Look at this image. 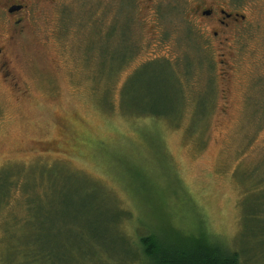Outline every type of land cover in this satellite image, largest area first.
Wrapping results in <instances>:
<instances>
[{
	"label": "rangeland",
	"instance_id": "374dc122",
	"mask_svg": "<svg viewBox=\"0 0 264 264\" xmlns=\"http://www.w3.org/2000/svg\"><path fill=\"white\" fill-rule=\"evenodd\" d=\"M131 1L34 7L0 56V170L39 164L40 179L46 167L87 176L88 212L66 215L57 235L46 230L69 253L64 264H139L122 259L117 241L135 238L136 216L152 223L149 211L185 232L202 217L206 231L243 251L241 264H264V199L248 197L256 215L244 220L250 192L236 177L255 166L264 174V0H246L247 20L221 49L186 1ZM78 126L95 139L81 152ZM21 199L17 189L11 204L23 214ZM119 207L133 214L122 227ZM6 214L0 264L13 256ZM96 239L107 248L92 255Z\"/></svg>",
	"mask_w": 264,
	"mask_h": 264
},
{
	"label": "trees",
	"instance_id": "16d2710c",
	"mask_svg": "<svg viewBox=\"0 0 264 264\" xmlns=\"http://www.w3.org/2000/svg\"><path fill=\"white\" fill-rule=\"evenodd\" d=\"M212 92L211 89L210 95ZM148 111L157 116L170 115L165 109ZM78 127L79 132L74 133L76 137L73 145L76 151L81 152L87 150L86 146L95 139L89 141L84 129ZM38 165L27 167L28 169L20 166L18 173H25L21 177L11 166L9 169L7 167V170H0V213L1 211L7 213L2 217V227L6 235L5 241L8 240L13 255L10 264H64L69 253L63 249L61 243L54 244V241L50 239L51 231L46 230L57 228L54 232L57 235V231L65 225L63 219L66 215L87 213L91 206L87 197L92 186L87 182V176L83 172L67 170L66 166L62 165L63 168H53L55 173L52 167H46L50 168V172L45 178L40 179L37 168H34ZM256 171L255 166L253 170L246 169L236 175L241 186L249 187L245 189V192H250L241 201L244 220L247 216L256 215L246 203L248 197L255 194L258 200L264 199V174L260 175ZM248 176H253V180L246 185L245 179ZM17 189L22 193L23 214L13 209L11 204L13 192ZM260 194L261 197H259ZM149 213L153 215L150 217L153 219L152 223L136 216L138 225L134 232L135 238L131 242L127 238L119 237L117 248L122 252L123 260H135L139 264L242 263L241 252L243 251L231 249L218 237L219 235L206 231L202 217L196 216L198 220L196 227H193L191 232H185V229L175 226L169 220L161 222L162 224L157 223L158 215L154 211ZM131 216H133L131 211L117 208V222L121 227ZM54 221L57 222L54 223ZM203 226L205 230L202 229ZM23 229H32L38 233L28 236L26 231H22ZM94 229L96 233V228ZM40 230L46 232H39ZM100 242L96 239L97 244L89 250L90 254L93 255L101 246L106 247ZM3 262L8 264L9 260L6 256L3 257Z\"/></svg>",
	"mask_w": 264,
	"mask_h": 264
},
{
	"label": "flooded vegetation",
	"instance_id": "af4514ba",
	"mask_svg": "<svg viewBox=\"0 0 264 264\" xmlns=\"http://www.w3.org/2000/svg\"><path fill=\"white\" fill-rule=\"evenodd\" d=\"M146 1L155 4L160 0ZM184 1L190 5L188 15L191 20L200 30L207 32L220 49L231 40L233 27L240 26L247 20L244 10L246 0ZM49 2L55 0H0V56L8 54L10 46L25 31L34 7ZM128 3L132 8V1L129 0ZM148 7L152 6L146 4V8Z\"/></svg>",
	"mask_w": 264,
	"mask_h": 264
}]
</instances>
